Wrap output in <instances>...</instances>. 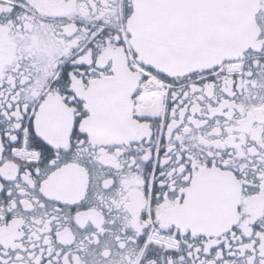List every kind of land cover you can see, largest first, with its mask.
I'll return each instance as SVG.
<instances>
[{"label":"snow or ice","instance_id":"obj_1","mask_svg":"<svg viewBox=\"0 0 264 264\" xmlns=\"http://www.w3.org/2000/svg\"><path fill=\"white\" fill-rule=\"evenodd\" d=\"M0 264H264V0H0Z\"/></svg>","mask_w":264,"mask_h":264}]
</instances>
